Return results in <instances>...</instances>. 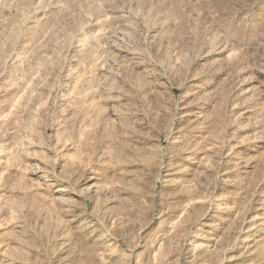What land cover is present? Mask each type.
Instances as JSON below:
<instances>
[{
    "label": "rangeland",
    "instance_id": "374dc122",
    "mask_svg": "<svg viewBox=\"0 0 264 264\" xmlns=\"http://www.w3.org/2000/svg\"><path fill=\"white\" fill-rule=\"evenodd\" d=\"M0 264H264V0H0Z\"/></svg>",
    "mask_w": 264,
    "mask_h": 264
}]
</instances>
